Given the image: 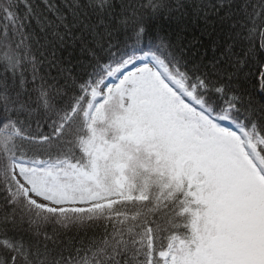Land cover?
<instances>
[{"label":"snow or ice","instance_id":"obj_1","mask_svg":"<svg viewBox=\"0 0 264 264\" xmlns=\"http://www.w3.org/2000/svg\"><path fill=\"white\" fill-rule=\"evenodd\" d=\"M257 53L264 0H0V264H264Z\"/></svg>","mask_w":264,"mask_h":264},{"label":"trees","instance_id":"obj_2","mask_svg":"<svg viewBox=\"0 0 264 264\" xmlns=\"http://www.w3.org/2000/svg\"><path fill=\"white\" fill-rule=\"evenodd\" d=\"M39 2V0H38ZM53 4H60L61 0H51ZM259 0H253V3H258ZM190 39V37H189ZM241 49L237 48V52ZM254 63L245 70L246 79H245V87L250 91L256 94L257 99L259 98V93L264 91V86L260 83V56L259 53L253 58Z\"/></svg>","mask_w":264,"mask_h":264}]
</instances>
